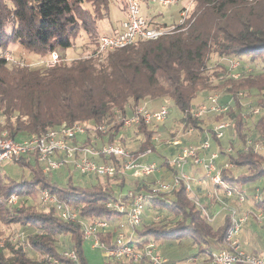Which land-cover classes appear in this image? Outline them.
Listing matches in <instances>:
<instances>
[{
  "label": "trees",
  "instance_id": "trees-1",
  "mask_svg": "<svg viewBox=\"0 0 264 264\" xmlns=\"http://www.w3.org/2000/svg\"><path fill=\"white\" fill-rule=\"evenodd\" d=\"M108 1L0 0V134L21 141L42 136L62 124H83L91 130L76 138L75 143L94 148L117 143L127 149L123 120L136 112L140 103L149 102L146 110L155 111L161 102L168 100L178 115L171 119L167 116L161 125L140 122L135 127L142 140L135 149H127L131 155L150 149L147 160L162 169L158 178L171 181L177 171L168 166V160L180 148L192 145L184 141L176 148L162 150L166 140L177 136L176 130L170 131L166 125L172 122H177L184 134L193 129V144L204 139L206 133L211 134L215 143L212 150L233 164L232 168L222 169L226 185L237 184V190L241 191L264 176V150L255 153L238 148L248 138L264 142V0H194L195 7L182 29L156 40H139L105 52L103 58L90 55L37 69L20 63L9 65L3 56L9 44L20 45L39 56L69 49L78 29L97 41L96 33L101 31L97 32L96 24L108 16ZM118 4L124 18L126 0ZM153 20L154 25H167ZM211 55L219 58L217 63H211ZM233 60L239 63L235 70L230 68ZM233 72L238 74L237 78L231 77ZM213 79L217 80L215 84ZM219 88L224 92L219 101L224 104L230 99L229 110L208 116L213 119L210 125L204 124V118H193L191 109L204 102L196 101L198 95L203 98L207 91ZM243 92L247 96L239 97ZM158 99L163 101L156 107L153 103ZM250 100L263 112L252 125L248 124L250 117L241 115L243 105ZM220 120H231L232 126L225 130L222 139H216L212 123ZM100 125L110 127L101 133L97 128ZM154 136L162 144L158 148L152 140ZM228 146L235 150L226 154ZM94 160L110 164L115 158L100 156ZM12 162L27 170L28 176L22 174L14 179L0 167V221L20 229L27 227L31 232L25 236L28 247H14L13 254L7 255L0 248V264H87L82 253L86 240L83 224L106 221L108 227L98 231L96 237L107 249L113 248L114 223L125 213L107 207V203L128 204V191L143 193L145 202L141 223L126 236L127 244L143 247L163 238L179 240L185 235L198 244L209 243L211 238L218 245L223 244L229 217L214 230L201 209L188 198L182 183L170 194L152 193L151 185L157 175L142 179L126 175L103 177V181L98 180L90 187L71 183L58 186L51 177L53 172L44 173L35 157ZM65 169L71 172L68 167ZM193 170L192 174H197L198 169ZM241 170L245 172L236 174ZM125 184L126 194L116 197L113 185L123 188ZM44 191L59 204L73 207L75 221L64 220L54 205L44 203L41 200ZM13 194L17 195V202L9 205L8 199ZM247 201H252V209L264 213V196L261 201L248 196ZM151 213H158L157 219ZM61 236H70L68 251L75 254L76 260L58 250ZM202 255L207 257L206 261L211 260L212 253L206 249L193 258ZM119 261L111 259L107 264H133Z\"/></svg>",
  "mask_w": 264,
  "mask_h": 264
},
{
  "label": "built area",
  "instance_id": "built-area-1",
  "mask_svg": "<svg viewBox=\"0 0 264 264\" xmlns=\"http://www.w3.org/2000/svg\"><path fill=\"white\" fill-rule=\"evenodd\" d=\"M158 2L162 5L178 4L180 0H148ZM187 10L180 13V18L173 25H154L151 18L146 17L140 12V4L137 0H126V10L123 20L117 27H111L106 33L100 35L96 41V51L98 53L108 52L114 49L124 48L134 44L139 40H156L160 37L172 34L176 30L183 28L188 17ZM9 60L8 55L4 56ZM60 60L59 55L53 51L50 53L48 67L53 66ZM46 62V60H45ZM238 61H232L230 68L235 70L238 67ZM232 78H237V73L231 74ZM241 95V93H239ZM219 95H208L203 103L191 109L190 115L196 119H203L210 115L226 113L229 110L230 99L227 103L219 101ZM250 100L244 104L241 112L243 118H249L253 115H260L262 110L260 106H253ZM168 116V107L162 104L155 111H148L144 107H139L136 112L123 120L124 129L135 127L140 122L146 125L152 123L159 124ZM209 118V117H208ZM232 126L231 120H220L212 123V132L216 139H222L225 130ZM101 133L105 132V126L97 127ZM91 130L85 125L62 124L55 128L49 129L42 136H35L21 141H15L6 136L5 133L0 134V167L2 161L12 162L22 157H35L41 163L44 173L56 171L62 167L72 165L73 168L81 175L93 174L97 177H113L126 175L133 178H145L150 175L162 173L160 166L154 161H148L147 157L151 154L148 149L144 153L131 155L129 150L117 143L105 144L99 148L92 146H82L75 143V139L86 135ZM193 129L189 128L188 132ZM179 135L174 139H168L163 146L176 148L181 144ZM152 140L158 148L161 144L159 137L154 136ZM210 140H213L211 134L206 133L204 139L197 144H192L180 148L175 152L174 156L168 160V166L175 168L177 173L171 177V181L154 179L151 185V191L154 194H170L181 183L184 186L188 198L201 209L204 217L211 221L213 219L212 212H209L202 204V199L213 201L219 208H222L229 217V226L224 235L223 244L217 253L211 255L210 264H264V252L259 255L247 253L240 247L237 239L241 225L248 220V214L239 215L238 208L248 200L245 191H238V187L226 185L222 180V169L233 167L230 161L222 160L217 150H212ZM242 151L251 149L253 152H261L264 150V142L257 139L248 138L245 144L238 146ZM235 149L228 146L225 149L226 154L232 153ZM106 156L114 157L115 160L110 164H104L95 161V157ZM116 161L118 163H116ZM201 169L202 177L190 176L187 170ZM193 175V174H192ZM204 183L211 186L200 195L195 193V187H201ZM128 204L121 202H109L107 207L116 209L119 213H125L126 224L130 229H134L141 223L145 195L143 193L127 192ZM253 200L261 201L263 195L256 187L252 195ZM41 200L44 203L54 205L59 211L60 216L64 220L75 221L76 213L73 207L59 204L56 199L47 192L41 193ZM17 202V195L13 194L8 199L9 205ZM210 214V215H209ZM225 216V217H226ZM258 223L264 222V213L256 211L251 215ZM224 217V218H225ZM157 219V217H156ZM108 227L106 221H95L92 224H83L84 238L90 240L91 248H101L107 257L111 259H127L134 263L146 260L147 264H166L156 252L155 243L150 242L143 247H137L127 244L128 239L123 233H118L114 240V247L107 249L99 243L96 234L98 231ZM64 256L76 260L72 251H65Z\"/></svg>",
  "mask_w": 264,
  "mask_h": 264
},
{
  "label": "rangeland",
  "instance_id": "rangeland-1",
  "mask_svg": "<svg viewBox=\"0 0 264 264\" xmlns=\"http://www.w3.org/2000/svg\"><path fill=\"white\" fill-rule=\"evenodd\" d=\"M120 1L122 0H109L108 1V16L100 20L96 24V27L98 26L97 32L99 30L101 31V32L96 33V37L106 33L109 29H111V26L117 27L118 24L121 22L120 20L123 18V15H122L121 8L118 4ZM137 1L140 4V12L142 15L149 17L151 19L153 18L154 19L153 21L155 23H167L168 25H173L176 21H178L180 18V13L184 9L188 11L187 14L189 16L195 7L194 0H180L178 4H174L171 6L162 5L158 2H151L148 0H137ZM95 39L96 38L89 36V33H86L84 30L78 29L76 34L73 36V39H72L73 44L69 49H65V50L57 49L56 50L57 54L63 57V58H60L59 61L63 60V62L65 63H71L75 59L90 57V55L103 58L106 53L105 52L98 53V51H96ZM3 52H4L3 56L8 55L9 57V60H7L9 61L8 62L9 65L13 63H20L21 65L23 64L31 65L32 67H35L37 69L48 67L47 61H49L50 55L39 56V55L29 52L28 50L26 51V49L22 48L20 45H15V44H9L5 48V51ZM210 60H211V63L214 64V63H217L219 58L216 55H211ZM216 82L217 80L215 79L212 80L213 84H215ZM223 93L224 92L221 91V88H219V91L218 90L217 91L215 90L207 91L205 93L206 95L203 96V98H201L198 95V97L196 98V101L198 102L199 100L200 102V101L205 100L207 95L217 94L220 96ZM243 96H247V94L243 92L242 95H239V97H243ZM160 101H163V100L158 99L153 104L156 107H159L160 104L158 103ZM148 104L149 102L140 103V107H144L145 109H147L146 106ZM162 104H166V106L168 107V119H171L173 116L178 115V112L174 110L172 104L168 100H165V102H161V105ZM263 112L261 114H263ZM258 116L259 115L251 116L249 118L248 124L252 125L257 120ZM165 120L159 123V125L165 123ZM212 121H213L212 118L204 117L205 125H210ZM166 125L170 131L176 130L177 135H179L180 137L179 139L182 144L184 141L185 142L190 141V143L192 142L191 144L195 143V137H194L195 133H192V132L191 133L188 132L185 134L182 133L181 127L177 125V122H172L169 124L166 123ZM109 127L105 126V129L107 128L109 129ZM124 133L127 135L125 137L126 142H127V147H128L127 149H131V150L135 149L137 145H139L140 141L142 140L141 134L136 132V127L127 129L125 130ZM210 145L212 148L215 146V143L213 140H210ZM165 147L169 150L171 149L165 145L163 149L161 147L160 149L166 152L167 150ZM153 157L154 156H152V158ZM65 168L66 167H62L56 171H53V173L51 174L53 182H55V184H57L58 186H62V185L64 186L67 183H71L73 185H78L80 187H90L91 184L92 185L96 184L98 180H102V181L104 180L102 177H97L93 174H87V175L82 176L73 168L72 165H68V168L71 172H68ZM2 171L7 176L14 178V179L21 178L22 174L24 176H28L27 170H22V168H20L17 164H13V162L2 161ZM197 171H198L197 176L202 177L203 176L202 170L198 169ZM187 172L190 176L192 175L191 171L187 170ZM241 172L243 173L245 172V170L236 172V174H239ZM153 175H157V173ZM127 176L132 179H139V178H133L132 176H129L128 174H126V178ZM70 178L71 180H69ZM156 178L157 177H154V179ZM235 185L237 187V184ZM256 187L260 190L261 194L264 196V176H262L260 179L256 180L255 182L249 185H246L244 187L245 195L252 196L253 193L255 192ZM209 188H211V186L209 184L204 183V191ZM113 190H114V194L116 195V197H120L126 194L128 190V185L125 184L123 188L113 185ZM246 202H249V201H245V203ZM211 203H213V201H211ZM213 205H215L216 207L214 208V210L211 211L213 219L209 221V223L211 224L214 230H217L223 224L224 217L227 215V213L222 208H219L217 204H213ZM157 214L151 213L152 217H154L155 219L157 217ZM147 215L150 216V213H148ZM1 216L2 214H0V218ZM100 221H104V220H100ZM2 222L0 221V248L4 250L6 255L9 253L13 254L12 249L14 247H22V246L24 248L28 247L25 236L29 235L31 230L27 229V227L20 229L17 226H13V225L8 226L7 224L4 225V223ZM114 225L116 227L115 228L116 236L119 232L125 234V236L131 235V229L126 224L125 215L118 218L115 221ZM237 239L239 240V243L243 251L254 254V255L256 254L259 255V252H262L264 250V222L258 223L254 219V217L252 216L248 217V220L241 225ZM59 240H60V244H58L57 246L58 250L60 251L70 250L69 248L70 236H66V237L61 236ZM10 244H14V246H10ZM155 246H156V252L160 255L161 259L166 261V264H210L208 261H206L207 257L204 255L196 256V258H193V257L196 254H198L201 249H206L210 251L212 254H214V253H217L220 248V245H218L213 238L210 239L209 243L198 244V243H195V241L190 235H185L181 237L179 240L163 238L161 240H158ZM82 253H83V258L87 264H107L108 260H111L110 257L106 256L104 250H102L101 248H96V249L91 248L90 240H85L83 242ZM128 261L130 260L120 259L119 262L127 263ZM131 262L135 264L133 261Z\"/></svg>",
  "mask_w": 264,
  "mask_h": 264
},
{
  "label": "crops",
  "instance_id": "crops-1",
  "mask_svg": "<svg viewBox=\"0 0 264 264\" xmlns=\"http://www.w3.org/2000/svg\"><path fill=\"white\" fill-rule=\"evenodd\" d=\"M194 169V168H193ZM189 171H191L192 173L193 172H195L194 170H192V169H190ZM161 174H159L157 177H159ZM197 174H195V176H196ZM191 176H194V175H191ZM210 189V188H209ZM208 190V189H207ZM194 191H195V193H200V195L202 194V192L204 191V185H202L201 187H195V189H194ZM199 191H201V192H199ZM202 200V204H203V206L205 207L206 205H207V210L209 211V212H211L212 210H214V208L216 207L215 205H213V203H210L209 201H206L204 198H201ZM252 205H251V203L250 202H246V203H244L242 206H240L239 208H238V212H239V214L240 215H246V214H248V216L250 217L251 215H252V213H255L256 211L254 210V209H252L253 207H251ZM240 247H241V245H240ZM264 252V250L262 251V252H259V254H261V253H263ZM251 254V253H250ZM256 255H258V254H256Z\"/></svg>",
  "mask_w": 264,
  "mask_h": 264
}]
</instances>
